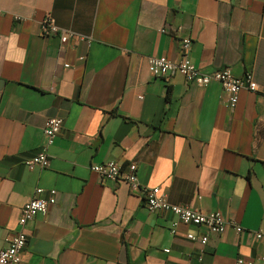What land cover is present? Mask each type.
Segmentation results:
<instances>
[{
    "label": "crops",
    "instance_id": "0c3cea01",
    "mask_svg": "<svg viewBox=\"0 0 264 264\" xmlns=\"http://www.w3.org/2000/svg\"><path fill=\"white\" fill-rule=\"evenodd\" d=\"M47 15L89 42L43 38ZM186 37L197 69L251 72L257 90L230 110L217 82L153 77L148 59L179 61ZM0 81V248L36 189L56 191L19 264H263L264 0H0ZM52 117L63 125L49 166L30 171ZM110 161L229 224L212 234L150 212L125 182L90 170Z\"/></svg>",
    "mask_w": 264,
    "mask_h": 264
},
{
    "label": "built area",
    "instance_id": "2783aa9c",
    "mask_svg": "<svg viewBox=\"0 0 264 264\" xmlns=\"http://www.w3.org/2000/svg\"><path fill=\"white\" fill-rule=\"evenodd\" d=\"M40 35L45 39L58 37L62 46H65L71 39L89 42L88 37L61 29L51 15H47L40 23ZM190 45V38L186 37L180 40L182 58L179 61H172L165 57L149 58V73L153 77L166 80L178 74L184 79L186 84L199 87H206L212 82H217L222 87L224 102L230 110L236 107L238 95L242 90L251 92L257 90V85L251 72L246 73L244 77H236L233 75L231 69L226 67L210 73H204L197 69L188 57ZM62 125L63 119L59 117H52L46 121L43 129L46 142L35 157L25 161L27 169L30 171L42 170L49 166L48 149L53 145L55 138L62 129ZM90 170L96 173L102 181L125 182L133 193H140L143 196L146 207L150 212L171 214L180 223L204 227L212 234L223 233L226 225L229 224L219 211L204 213L187 206L176 205L169 200L168 194L163 192L159 187L143 186L137 178V165L135 163L122 165L110 161L93 164ZM42 193L43 189H36L35 196L22 207L17 221V230L11 237L9 246L0 248V264H19L21 262L22 254L29 239L28 225L36 217L45 216L50 207L56 203L55 190H49L46 198L39 197ZM230 224L235 226L237 233L241 232V227L235 225V223ZM173 232L174 230L171 233ZM261 237V234H257V238ZM188 239L192 241L199 240L203 245L208 241L207 236L197 238L193 234H189ZM166 252L168 253L169 250H166ZM260 260L264 264V255ZM235 264H254V262L238 258Z\"/></svg>",
    "mask_w": 264,
    "mask_h": 264
},
{
    "label": "water",
    "instance_id": "95a60500",
    "mask_svg": "<svg viewBox=\"0 0 264 264\" xmlns=\"http://www.w3.org/2000/svg\"><path fill=\"white\" fill-rule=\"evenodd\" d=\"M2 85H3V81H0V88H1Z\"/></svg>",
    "mask_w": 264,
    "mask_h": 264
}]
</instances>
